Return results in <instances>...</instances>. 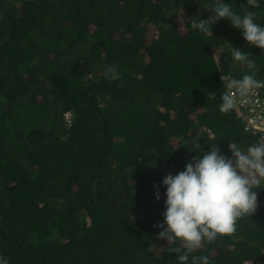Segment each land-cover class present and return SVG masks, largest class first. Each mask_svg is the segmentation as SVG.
Instances as JSON below:
<instances>
[{
    "label": "trees",
    "instance_id": "1",
    "mask_svg": "<svg viewBox=\"0 0 264 264\" xmlns=\"http://www.w3.org/2000/svg\"><path fill=\"white\" fill-rule=\"evenodd\" d=\"M224 2L244 14L246 0ZM259 2L246 10L264 26ZM211 4L0 0V256L9 264H180L154 227L164 176L215 146L230 157V142L264 143L244 130L237 104L219 112L220 76L264 80V50L224 19L212 35L193 29ZM232 47L255 67L234 62ZM112 64L115 81L103 74ZM257 192L253 216L187 264H264Z\"/></svg>",
    "mask_w": 264,
    "mask_h": 264
},
{
    "label": "clouds",
    "instance_id": "2",
    "mask_svg": "<svg viewBox=\"0 0 264 264\" xmlns=\"http://www.w3.org/2000/svg\"><path fill=\"white\" fill-rule=\"evenodd\" d=\"M242 6L245 11L240 15L224 0H212L209 18L193 19L191 27L212 35L213 24L224 19L241 32L247 44L264 50V26L256 22V11L246 10L259 9L260 2L246 0ZM231 56L234 62H246L249 69L255 67V61L239 48L232 47ZM103 74L112 81L122 75L116 64L106 66ZM220 80L226 88L219 105L222 114L235 108L237 96L246 97L253 89L264 88V80H257L252 74L239 79L222 74ZM228 149L230 157L216 146L197 154L184 170L175 175L169 173L161 181L166 186L165 211L163 222L154 227L162 229L158 239L167 242L168 252L175 253L180 264H187L189 254L204 243L232 235L239 220L252 217L257 211V189L264 188V143H253L244 150L236 142H230ZM154 187L155 198L159 200L158 186ZM0 264H9V260L0 256ZM192 264H209V260L206 256H193Z\"/></svg>",
    "mask_w": 264,
    "mask_h": 264
},
{
    "label": "built area",
    "instance_id": "3",
    "mask_svg": "<svg viewBox=\"0 0 264 264\" xmlns=\"http://www.w3.org/2000/svg\"><path fill=\"white\" fill-rule=\"evenodd\" d=\"M236 104L244 130L264 140V88L253 89L246 97L237 96ZM64 118L69 123L71 113L66 112Z\"/></svg>",
    "mask_w": 264,
    "mask_h": 264
}]
</instances>
